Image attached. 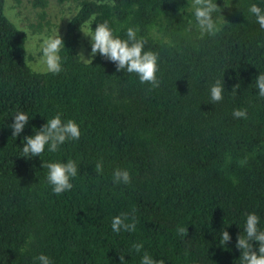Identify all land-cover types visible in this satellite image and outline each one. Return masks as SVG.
Returning a JSON list of instances; mask_svg holds the SVG:
<instances>
[{
  "label": "trees",
  "instance_id": "obj_1",
  "mask_svg": "<svg viewBox=\"0 0 264 264\" xmlns=\"http://www.w3.org/2000/svg\"><path fill=\"white\" fill-rule=\"evenodd\" d=\"M51 1L31 0L41 19ZM55 1L75 4L59 74L31 66L27 34L0 0V264H39L40 254L53 264H121L120 254L125 264H141L145 253L165 264H241L236 241L249 213L264 231V98L255 83L264 73V29L249 12L252 4L264 9V0H225L230 7L216 0L222 29L203 38L190 0ZM92 16L93 29L107 21L121 39L139 29L144 50L158 53L159 87L99 54L82 60L80 27ZM217 80L223 100L212 103ZM238 108L246 119L233 117ZM17 112L30 119L15 137ZM57 114L78 124L79 140L55 153L46 147L42 158L21 156L24 137ZM68 159L78 175L72 190L56 195L42 163ZM117 168L129 171L130 184H114ZM122 213L128 222L135 214L134 232L112 231Z\"/></svg>",
  "mask_w": 264,
  "mask_h": 264
},
{
  "label": "clouds",
  "instance_id": "obj_2",
  "mask_svg": "<svg viewBox=\"0 0 264 264\" xmlns=\"http://www.w3.org/2000/svg\"><path fill=\"white\" fill-rule=\"evenodd\" d=\"M97 3H109L115 7V0H97ZM224 7H230L224 0ZM190 8L195 19V26L200 32L201 38L205 35L215 37L222 29L224 20L219 17H213L216 12H222L220 5L216 0H190ZM249 12L256 17V22L261 29H264V9L256 4L249 7ZM223 16V15H222ZM72 19V16H67ZM96 20L92 16L84 28L80 27V31L85 37L90 38L91 53L89 58H85L83 53L80 56L84 62L92 63V58L97 54L106 60L113 62L116 65L117 71H127L134 73L139 78L141 84H150L152 88L159 87L160 80L157 78L158 53L153 51H145L144 46L146 41L142 38H137L138 28L129 27L126 32L127 39H121L114 35L113 29L108 25L107 21L97 24L93 29L92 23ZM191 22H189V30ZM24 31L23 29H21ZM42 40L39 48L35 44H30L24 49L27 52H39V63L44 66V70L48 73L59 74L64 69L62 67L61 49L65 47L63 38L57 34L53 36L41 37ZM258 94L264 98V73H260L255 79ZM239 85L233 87L235 91ZM224 85L217 80L210 88V100L212 103H218L223 100ZM234 118H247L246 109H235L232 113ZM29 116L24 112H17L14 115V122L11 124L12 136L18 137L29 122ZM81 136L80 128L74 120L62 121L61 116L57 114L47 120L40 129L34 130L33 135L24 137L21 156L25 158L41 157L44 155L45 148L48 152L55 153L59 151L60 146L69 140H79ZM241 165L246 163V160L240 161ZM42 168H47V182L52 186V191L56 195H60L66 191L73 189L74 185L71 182L78 175V166L72 159L67 162H48L43 161ZM96 174L103 173V162L95 163ZM131 175L128 170L117 168L113 172L114 184H130ZM128 213H122L112 218L111 229L114 233L134 232L136 230L135 214L131 216L129 221ZM260 217L255 213H249L246 217L244 226V234H239L236 241V248L241 250V264H264V231L258 228ZM177 232L181 236L188 235L187 227H179ZM231 240V236L227 230L221 232L220 244L227 246ZM252 241L258 242V251L254 250ZM137 253L143 248L142 243L133 245ZM36 259L39 264H53L50 258L44 254H40ZM121 264H125L124 255L120 254ZM141 264H165L163 259L156 260L145 253L141 258Z\"/></svg>",
  "mask_w": 264,
  "mask_h": 264
},
{
  "label": "rangeland",
  "instance_id": "obj_3",
  "mask_svg": "<svg viewBox=\"0 0 264 264\" xmlns=\"http://www.w3.org/2000/svg\"><path fill=\"white\" fill-rule=\"evenodd\" d=\"M75 4L58 3L52 0L46 8V18L41 19V9L35 8L31 0H7V15L13 19L27 34V46L35 44L39 48L41 37L60 36L64 33L69 18L74 13ZM40 21V23H39ZM80 53H83L87 59L91 53L90 38L83 36L79 47ZM29 63L34 69L44 70V66L39 63V52H28Z\"/></svg>",
  "mask_w": 264,
  "mask_h": 264
}]
</instances>
